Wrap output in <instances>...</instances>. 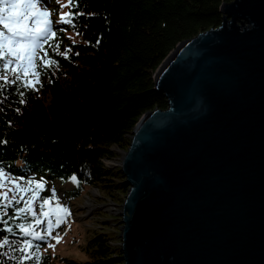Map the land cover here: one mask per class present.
<instances>
[{"label": "trees", "instance_id": "1", "mask_svg": "<svg viewBox=\"0 0 264 264\" xmlns=\"http://www.w3.org/2000/svg\"><path fill=\"white\" fill-rule=\"evenodd\" d=\"M230 1L74 0L69 6L68 0H42L56 36L37 50L33 70L38 75L25 77L12 71L14 64L4 68L0 62V76L13 81L0 79L5 85L0 88V166L5 173L0 177V241L7 240L0 244V264H122L118 220H101L105 214L98 210L85 262L50 254L59 224L40 215L42 199L52 196L56 183L74 177L69 199L94 189L98 200L122 205L127 194L122 172L104 161L127 150L145 113L167 109L165 97L153 91L154 73L179 44L218 28L220 6ZM62 12L79 13L73 16L75 27L59 22ZM45 60L56 63L45 66ZM26 80L31 82L27 86ZM41 178L32 213H18L31 193L21 195L16 185L34 188L29 181ZM21 226H30L31 232ZM25 240L31 244L27 250Z\"/></svg>", "mask_w": 264, "mask_h": 264}, {"label": "water", "instance_id": "2", "mask_svg": "<svg viewBox=\"0 0 264 264\" xmlns=\"http://www.w3.org/2000/svg\"><path fill=\"white\" fill-rule=\"evenodd\" d=\"M220 13L154 73L167 109L139 119L114 165L122 264H264V0Z\"/></svg>", "mask_w": 264, "mask_h": 264}, {"label": "snow or ice", "instance_id": "3", "mask_svg": "<svg viewBox=\"0 0 264 264\" xmlns=\"http://www.w3.org/2000/svg\"><path fill=\"white\" fill-rule=\"evenodd\" d=\"M42 0H0V62L3 63L4 68H8L9 65H15L12 69L14 72H23L27 77L29 73L33 76H37L38 73L34 71L35 58L37 50H43V46L50 39L56 36V31L53 29V22L50 18V10L46 6H41ZM69 6H74V0H68ZM65 5H60L64 7ZM79 15V13L73 14L71 12H62L60 14L61 23L70 24L75 27L73 22V16ZM63 31V29H61ZM67 50H65L66 55ZM56 62L53 60H45V66H51ZM17 75V80L19 79ZM0 79H4L6 83H12L5 76H0ZM26 86L31 82L25 81ZM5 85L0 84V88ZM21 95H23L21 93ZM23 103V101H21ZM4 169L0 166V177L4 175ZM74 179V177H73ZM35 184V187L20 188V185H16V188L20 190V194L30 192L31 198L25 199V207L23 209L17 208L16 211H26L29 214L32 213V203L36 199L39 190L43 187V178L41 181H29V185ZM16 193L14 192V195ZM2 195V194H0ZM56 199L55 190L51 197L42 199L41 213L43 217L55 216L56 223L61 222V218L69 215V210L66 206L59 204L58 202L52 206L51 200ZM45 206H48L47 210ZM41 221L35 218V223L39 224ZM49 224L51 220L49 219ZM22 227V226H21ZM22 231L30 233L31 228L22 227ZM35 235V233H32ZM43 238V237H41ZM7 243V240L0 241V244ZM24 250L31 247L29 241L23 242Z\"/></svg>", "mask_w": 264, "mask_h": 264}, {"label": "rangeland", "instance_id": "4", "mask_svg": "<svg viewBox=\"0 0 264 264\" xmlns=\"http://www.w3.org/2000/svg\"><path fill=\"white\" fill-rule=\"evenodd\" d=\"M65 5V2H61ZM67 37L74 43L75 37L71 33H66ZM126 151V150H125ZM116 151V160H105L104 163L107 166H114L120 161V152ZM75 188V180L71 178L64 184L56 183L52 190L57 193L56 203L64 205L69 210V215L61 218L59 225H56L58 234L54 238L52 246H50V254L57 255L58 257L70 258L79 262L86 261L85 246L88 238L91 236L90 229L97 226L94 219L95 212L102 211L105 215L101 220L117 219V237L120 228V218L114 216L115 211L120 210L119 207L111 205V203L100 201L97 197V191L89 189L83 195H79L75 198L69 199L68 194ZM124 201V198H123ZM55 205V204H54ZM52 205V206H54ZM55 220V216H52ZM59 226V227H58ZM119 240V239H118ZM119 243V241H118Z\"/></svg>", "mask_w": 264, "mask_h": 264}]
</instances>
